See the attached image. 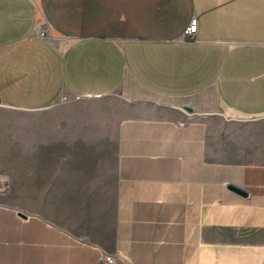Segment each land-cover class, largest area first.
<instances>
[{"label":"crops","instance_id":"1","mask_svg":"<svg viewBox=\"0 0 264 264\" xmlns=\"http://www.w3.org/2000/svg\"><path fill=\"white\" fill-rule=\"evenodd\" d=\"M0 103V264H264V0H0Z\"/></svg>","mask_w":264,"mask_h":264},{"label":"rangeland","instance_id":"2","mask_svg":"<svg viewBox=\"0 0 264 264\" xmlns=\"http://www.w3.org/2000/svg\"><path fill=\"white\" fill-rule=\"evenodd\" d=\"M104 106V100H76L74 102L63 101L59 104L51 106L50 108L64 112L68 109L74 108H98ZM12 109L3 106L0 103V179H2V184L4 192L8 190V179H9V120L14 118L16 115L18 126H24L25 124H34L36 120L40 119L37 113H14ZM23 128V127H22ZM19 130V129H18ZM23 151V148H22ZM24 167V166H22ZM4 194V193H3ZM4 195L0 193V198Z\"/></svg>","mask_w":264,"mask_h":264},{"label":"built area","instance_id":"3","mask_svg":"<svg viewBox=\"0 0 264 264\" xmlns=\"http://www.w3.org/2000/svg\"><path fill=\"white\" fill-rule=\"evenodd\" d=\"M196 30H197V18L193 16L192 18H190L188 24L183 29L180 39H184L186 37H193ZM36 34L42 38H46V37L52 38L53 37V35H51V33H48L45 29L37 30ZM3 192H4L3 185H0V193H3ZM99 261L103 264H115L116 255L102 253L99 256Z\"/></svg>","mask_w":264,"mask_h":264},{"label":"water","instance_id":"4","mask_svg":"<svg viewBox=\"0 0 264 264\" xmlns=\"http://www.w3.org/2000/svg\"><path fill=\"white\" fill-rule=\"evenodd\" d=\"M184 109L188 110V111H191L192 109L188 106H184ZM231 189H233L234 191L238 192V193H241L243 195H245V192L243 190H241L239 187H236V186H230ZM19 215L22 216V217H25V214L23 212H19Z\"/></svg>","mask_w":264,"mask_h":264}]
</instances>
